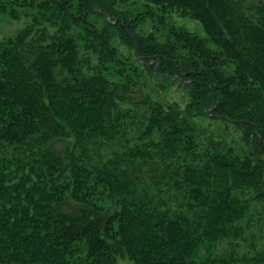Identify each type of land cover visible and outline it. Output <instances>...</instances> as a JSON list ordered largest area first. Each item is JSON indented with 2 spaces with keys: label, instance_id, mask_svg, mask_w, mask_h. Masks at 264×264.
I'll list each match as a JSON object with an SVG mask.
<instances>
[{
  "label": "trees",
  "instance_id": "16d2710c",
  "mask_svg": "<svg viewBox=\"0 0 264 264\" xmlns=\"http://www.w3.org/2000/svg\"><path fill=\"white\" fill-rule=\"evenodd\" d=\"M126 3L0 0L15 20L32 10L0 44V264H233L213 248L240 235L251 200L264 208V0ZM148 20L163 39L138 29ZM142 69L183 87V107L137 95ZM201 118L237 128L239 144ZM10 145L23 154L3 156Z\"/></svg>",
  "mask_w": 264,
  "mask_h": 264
},
{
  "label": "rangeland",
  "instance_id": "374dc122",
  "mask_svg": "<svg viewBox=\"0 0 264 264\" xmlns=\"http://www.w3.org/2000/svg\"><path fill=\"white\" fill-rule=\"evenodd\" d=\"M142 0H127L125 7L135 9L139 6ZM136 7V9H137ZM19 18L13 19L7 13L0 12V44L5 42L9 38L15 37L19 30L25 28L31 21V9H17ZM168 16V15H166ZM166 22L174 23L176 26H183L189 31L197 34L200 37H205V33L202 29L201 24L188 17L180 16L176 13H171V15L166 18ZM153 23V24H152ZM138 29L141 31H155L159 36V39H163L166 33V27L162 24L158 25L156 22L146 21L143 25L139 26ZM114 45H117L120 55L119 58H128L130 63H133L134 56L133 51L128 49L122 44H118L115 40ZM83 57H88L92 64L97 63V57L94 54L87 53ZM126 60V59H125ZM141 83L137 87V95L144 93L143 95L149 96L151 99L159 101L163 105L168 103H176L180 108L183 107L187 101V94L183 87H181L177 82H165L157 77H148L145 70H140ZM161 83L165 86L161 89L158 86ZM143 108L138 109L137 112L141 113ZM128 121V130H126V137L131 140L132 136H137L145 125L143 118L139 117L138 114L133 118L130 117ZM133 121V122H131ZM202 125L206 127V133L211 131L218 136L221 134L227 143L237 146L239 144L240 131L232 126L231 124H224L218 120H210V118H201ZM130 123V124H129ZM71 139L62 140L56 143V147L59 149L62 146L70 145ZM119 150L122 149L121 146H116ZM23 146L21 145H10L4 148L5 157H12L23 154ZM236 194L240 197H249L251 192ZM241 228L240 235L235 238L229 237L228 240L220 241L213 248L215 254H233L235 256V261L233 264H256V259L264 257V208L261 202L256 200H251L250 208L247 211L245 217L238 222ZM119 264H133L126 257H118Z\"/></svg>",
  "mask_w": 264,
  "mask_h": 264
},
{
  "label": "water",
  "instance_id": "95a60500",
  "mask_svg": "<svg viewBox=\"0 0 264 264\" xmlns=\"http://www.w3.org/2000/svg\"><path fill=\"white\" fill-rule=\"evenodd\" d=\"M90 1V0H89ZM134 51H135V54H136V59L139 61L138 57H137V47L135 46L134 48ZM152 62L148 63V64H151ZM165 77H168L169 79H175L176 76H169L167 74H164ZM215 104H216V100L213 99V105L210 107V109L206 112L207 116H210L211 115V111L214 109L215 107ZM218 118L220 119H227L226 116H222V115H217ZM231 122L235 123V122H238L236 120H231Z\"/></svg>",
  "mask_w": 264,
  "mask_h": 264
}]
</instances>
